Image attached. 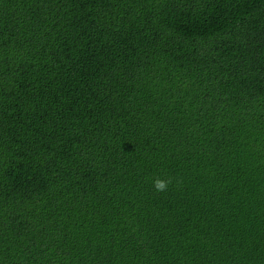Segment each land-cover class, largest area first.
<instances>
[{
	"label": "trees",
	"instance_id": "trees-1",
	"mask_svg": "<svg viewBox=\"0 0 264 264\" xmlns=\"http://www.w3.org/2000/svg\"><path fill=\"white\" fill-rule=\"evenodd\" d=\"M0 264H264V0H0Z\"/></svg>",
	"mask_w": 264,
	"mask_h": 264
},
{
	"label": "clouds",
	"instance_id": "clouds-1",
	"mask_svg": "<svg viewBox=\"0 0 264 264\" xmlns=\"http://www.w3.org/2000/svg\"><path fill=\"white\" fill-rule=\"evenodd\" d=\"M172 184V178H160L156 177L153 180V187L157 192H166L169 185Z\"/></svg>",
	"mask_w": 264,
	"mask_h": 264
}]
</instances>
